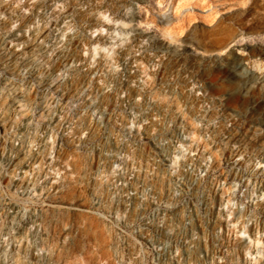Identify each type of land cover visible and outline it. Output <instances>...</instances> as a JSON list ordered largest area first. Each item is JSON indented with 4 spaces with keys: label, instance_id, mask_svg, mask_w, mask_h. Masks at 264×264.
Returning a JSON list of instances; mask_svg holds the SVG:
<instances>
[{
    "label": "rangeland",
    "instance_id": "rangeland-1",
    "mask_svg": "<svg viewBox=\"0 0 264 264\" xmlns=\"http://www.w3.org/2000/svg\"><path fill=\"white\" fill-rule=\"evenodd\" d=\"M130 172L154 246L113 231ZM0 264H264V0H0Z\"/></svg>",
    "mask_w": 264,
    "mask_h": 264
},
{
    "label": "built area",
    "instance_id": "built-area-1",
    "mask_svg": "<svg viewBox=\"0 0 264 264\" xmlns=\"http://www.w3.org/2000/svg\"><path fill=\"white\" fill-rule=\"evenodd\" d=\"M152 143L155 147H158L157 140H152ZM162 145H165L167 149L170 148L171 152L165 154L163 158L158 157V160L167 168L171 176L170 183L173 186L184 183L186 177H192L195 181L205 182V184L211 182V156L209 152H206L203 156L202 164L195 168L193 160H195L196 153L189 148L188 144L183 146L177 137H171L164 138ZM142 166V170L149 171L150 165L147 160L143 162ZM231 182L234 186L241 185L238 180H232ZM227 185L228 182L225 176H221L216 180L217 188H226ZM147 187L143 181L139 185L135 173L130 172L128 174L125 198L129 217L127 220L117 221L113 225V231L116 234H126L127 238L131 239L140 248L142 246H154L155 234L162 233L164 229L163 223L159 219L161 200L157 196L148 198L145 195ZM154 214H156L155 218Z\"/></svg>",
    "mask_w": 264,
    "mask_h": 264
}]
</instances>
